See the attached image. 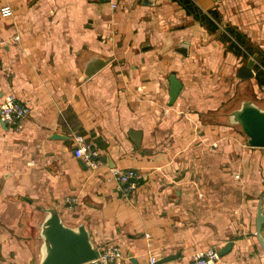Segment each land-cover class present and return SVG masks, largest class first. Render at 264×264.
Wrapping results in <instances>:
<instances>
[{
    "label": "crops",
    "instance_id": "1",
    "mask_svg": "<svg viewBox=\"0 0 264 264\" xmlns=\"http://www.w3.org/2000/svg\"><path fill=\"white\" fill-rule=\"evenodd\" d=\"M150 2L0 0V105L14 94L32 108L19 128L0 118V264L37 263L39 205L86 224L99 248L120 247L117 264L176 253L161 264H189L228 242L215 264H264V148L215 121L239 89L264 104V0ZM97 56L111 60L86 79ZM250 58L254 77L238 78ZM172 73L183 88L169 105ZM77 134L101 149L102 166L74 155ZM113 169L144 177L121 193ZM66 196L78 198L73 210Z\"/></svg>",
    "mask_w": 264,
    "mask_h": 264
},
{
    "label": "water",
    "instance_id": "2",
    "mask_svg": "<svg viewBox=\"0 0 264 264\" xmlns=\"http://www.w3.org/2000/svg\"><path fill=\"white\" fill-rule=\"evenodd\" d=\"M146 4H152L150 0H144ZM183 51V50H181ZM110 58L97 56L85 65V77L90 78L96 72L103 69ZM255 60L250 58L241 66L237 77L248 80L254 77ZM170 83L169 105H173L183 88V83L172 73L168 77ZM215 121L238 128L246 138V145L250 147L264 148V104L249 88L239 89L234 99L225 105L222 110L216 112ZM7 128V124L2 121ZM130 135L134 143L139 146L142 132L132 130ZM53 138H60L54 134ZM82 161V159L80 158ZM34 212L38 216L35 228L38 261L36 264H91L98 259L101 249L95 245L86 224L77 226L67 224L57 208L39 205ZM255 235L264 252V196L259 198L255 220ZM232 242L219 250L223 256L231 251ZM180 257V253L164 256L158 260V264L169 262Z\"/></svg>",
    "mask_w": 264,
    "mask_h": 264
},
{
    "label": "built area",
    "instance_id": "3",
    "mask_svg": "<svg viewBox=\"0 0 264 264\" xmlns=\"http://www.w3.org/2000/svg\"><path fill=\"white\" fill-rule=\"evenodd\" d=\"M1 13L3 16H10L13 14V10L10 6H5L1 9ZM31 112L32 108L20 101L14 94L6 95L0 105L1 120L15 128H19ZM74 155L81 158L90 168L96 169L103 165L101 149L85 135L77 134L74 136ZM143 177L144 175L136 169H113L107 180H114L117 189L121 193H127L133 190L143 180ZM62 202L68 209L73 210L78 203V198L66 196ZM146 237L149 239L150 234L147 233ZM100 249L99 258L91 264H117L123 256L122 250L115 244L108 243ZM220 258L219 249L213 246L195 251L191 255L189 264H215ZM157 261L156 255H150V264H156Z\"/></svg>",
    "mask_w": 264,
    "mask_h": 264
}]
</instances>
